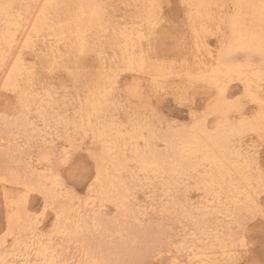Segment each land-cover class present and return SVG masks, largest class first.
I'll list each match as a JSON object with an SVG mask.
<instances>
[{
    "label": "bare ground",
    "instance_id": "obj_1",
    "mask_svg": "<svg viewBox=\"0 0 264 264\" xmlns=\"http://www.w3.org/2000/svg\"><path fill=\"white\" fill-rule=\"evenodd\" d=\"M181 3L186 13L184 53L193 61L177 70L151 54L159 0H135L137 12L120 23L107 15L101 0H0V190L7 206L0 264L140 262L156 248L149 241L142 246L134 227L139 223L133 208L137 188L149 190L154 212L190 221L195 237L205 236L208 228L224 234L215 237L220 261L237 259L234 225L240 226V214L257 211L264 188L259 154L249 143L252 139H246L264 137V0ZM104 38L113 50L109 64ZM27 54H44L40 72L51 74L60 69L73 74L74 59L94 54L99 74L82 95L76 93L70 109L63 108L66 101L59 103L55 92L40 87L39 70ZM124 72L133 80L128 96L139 101L149 91L158 94L175 77L190 87L200 84L212 93L207 113L189 126H169L167 131L133 118L135 111L121 123L111 109ZM233 83L242 86L253 110H244L240 99L229 93ZM208 116L215 118L212 126ZM76 135L89 136L94 145L96 173L84 202H76L75 192L66 190L54 162L58 157V163H68ZM33 147L38 154L27 151ZM190 186L202 192L195 208L188 205V196L180 198ZM32 194L44 199L40 213L29 206ZM46 205L54 214L47 234L42 226ZM109 205L117 215L105 219L101 214ZM213 217L218 222L212 226ZM114 235L121 239L117 244ZM58 240L74 244L77 251L71 258L62 259ZM182 243L172 264L215 263L212 252Z\"/></svg>",
    "mask_w": 264,
    "mask_h": 264
},
{
    "label": "rangeland",
    "instance_id": "obj_2",
    "mask_svg": "<svg viewBox=\"0 0 264 264\" xmlns=\"http://www.w3.org/2000/svg\"><path fill=\"white\" fill-rule=\"evenodd\" d=\"M101 1L105 4L107 15L112 16V20L116 23L125 20L129 21L132 15L137 12V9L134 7L135 0ZM159 5L160 8L157 11L159 24L155 28V35H153L156 41H153L151 54L161 61H165L166 64L172 63L173 66L179 70L183 63L191 64L193 61V57L190 53H184L185 47L183 45V38L186 30V13L184 11V6L181 0H159ZM106 40V38L103 39L106 51L105 58L106 63L109 64L112 59L113 50ZM210 41L212 42L211 45H215L216 40L214 37H212ZM147 47V45H144V50H147ZM27 58L30 62L33 60L31 63H35L36 68L39 70L40 87L44 86L55 92L57 94H55V97L59 100V103H64L66 101V105H62L63 108L68 107V109H70L69 105L76 102L74 98L76 97V93L82 95L86 90L85 87L90 86L92 80L99 74V69L97 67L98 60L94 54H88L81 59H74L71 64L72 67L75 68L73 74H70L64 69L57 70L52 74L46 71L40 72L39 60L45 58L44 54L38 58H34L32 55L27 54ZM73 76L80 78L78 83L74 82ZM132 82L133 80L129 73H121L114 91V98L117 104L111 111L114 116L116 115L115 117L118 121L120 120V122L124 124L127 123V118L131 116L130 112L135 111L136 113L133 115V118L150 120L161 131H167L169 126L175 129L181 126H189L194 118L203 116L207 113V106L212 99L210 97L212 93L200 84L190 87L187 82L181 81L179 77H175L167 80V82L164 83L165 89H161L158 94H154V91H149V96L144 101H139L136 98L128 96V92L132 87ZM177 89H179L178 93ZM229 93L234 94L235 99H240L244 110H253L254 104L250 103L242 96V86L239 83L231 84ZM2 106L3 105H0V109L3 108ZM214 121L215 118L213 116H208L209 126H212ZM75 138L77 140L75 141L76 150L71 155L68 163H58V157L54 159V162L66 190L72 194L75 192L73 196L76 202H84L88 195L89 186L96 173V162L93 157L94 145L89 136L81 139V135H76ZM246 139L248 141L252 139V142L249 141V143L254 144L257 149V153L259 154L257 163L259 164L258 166L264 181V137L258 138L254 135H250ZM27 151H30L32 155H36L39 149L33 147L27 149ZM1 152L2 150L0 149V162L3 160V153ZM262 193H264V188L259 194V207L257 211L253 214H240L238 217L240 226L234 225L233 235L234 240H236L234 242L236 244L235 250L237 259L235 261L228 260L226 263H223L219 259V252L221 250L218 248V242L215 237L224 238V234L219 233L218 235L215 231L208 228L207 231L205 230V236L203 234L197 236L200 238L198 241L197 237L193 235L195 227L190 221L183 220L177 215L168 213L161 214L157 211L154 212L150 206L153 196L149 195V190L147 188H137L134 197L135 200L132 201L134 202L133 208L136 211L138 210L139 213V223L134 224V227L136 233L140 235L142 246L147 245L149 241V244L156 249H152L153 251L149 252L147 257L141 258L140 262H130L127 264H172L173 257L178 255L177 247L183 244L182 242L185 243L186 247L195 244L198 249L200 248V251L205 250L206 252H212L209 256L212 259L217 258L214 264H264V215L260 214V208L264 207V194ZM183 196H188V205L191 206V208H195L201 202L202 192L190 186L182 189L180 198L182 199ZM29 206L37 213H40L44 206V199L40 195L32 194L29 199ZM6 207L5 199L0 190V233L6 226ZM101 215L105 219H110L114 218L117 214L115 208L109 205ZM217 222L215 217L209 218L210 225L213 226ZM42 223L44 227L43 232L45 234L51 232L54 224V214L52 211L47 212ZM207 235L212 236V238L206 239L205 237ZM94 237L95 238L91 239L98 240L99 238V236ZM145 237L149 239L147 240ZM112 240L117 244L121 239L119 236L114 235ZM9 241L12 242L11 239ZM58 244L60 249L63 248V251H61L63 253L62 259L64 260L71 258L74 252L77 251L72 243L69 245L66 241L58 240ZM141 244H138V248ZM211 247H213V249H210ZM160 250L161 253L158 254L157 251ZM214 252H217V254H214ZM181 256L184 257V254L181 253Z\"/></svg>",
    "mask_w": 264,
    "mask_h": 264
},
{
    "label": "snow or ice",
    "instance_id": "obj_3",
    "mask_svg": "<svg viewBox=\"0 0 264 264\" xmlns=\"http://www.w3.org/2000/svg\"><path fill=\"white\" fill-rule=\"evenodd\" d=\"M42 195H46L45 193H41ZM262 194H264V193H262ZM47 198V197H46ZM47 210H48V207H47V205L45 206V212H47ZM260 214L261 215H264V207H261L260 208Z\"/></svg>",
    "mask_w": 264,
    "mask_h": 264
}]
</instances>
